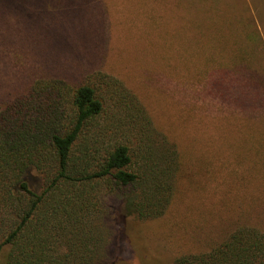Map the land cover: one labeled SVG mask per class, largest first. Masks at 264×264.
Returning a JSON list of instances; mask_svg holds the SVG:
<instances>
[{"label": "rangeland", "instance_id": "obj_1", "mask_svg": "<svg viewBox=\"0 0 264 264\" xmlns=\"http://www.w3.org/2000/svg\"><path fill=\"white\" fill-rule=\"evenodd\" d=\"M93 73L122 82L180 157L159 218L107 193L106 264H173L264 232V0H0V105Z\"/></svg>", "mask_w": 264, "mask_h": 264}, {"label": "trees", "instance_id": "obj_2", "mask_svg": "<svg viewBox=\"0 0 264 264\" xmlns=\"http://www.w3.org/2000/svg\"><path fill=\"white\" fill-rule=\"evenodd\" d=\"M179 160L118 79L34 81L0 105V257L106 264L107 193L127 195L129 215L159 218L174 197ZM173 264H264V232L239 228L210 252Z\"/></svg>", "mask_w": 264, "mask_h": 264}]
</instances>
